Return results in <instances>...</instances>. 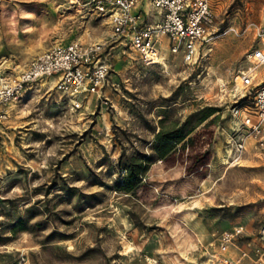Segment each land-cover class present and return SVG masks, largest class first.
<instances>
[{"label": "rangeland", "instance_id": "374dc122", "mask_svg": "<svg viewBox=\"0 0 264 264\" xmlns=\"http://www.w3.org/2000/svg\"><path fill=\"white\" fill-rule=\"evenodd\" d=\"M210 3L214 25L199 60L185 63L164 39L162 62L146 67L90 0H0V75L73 41L104 43L111 65L100 96L78 111L55 77L0 105L8 112L0 121V264H213V254L236 260L259 244L264 154L251 143L239 163L225 154L235 78L261 41L264 0ZM190 127L166 157L154 154L160 131ZM150 155L127 191L126 167ZM21 219L24 229L15 227ZM237 227L242 234L219 252V234Z\"/></svg>", "mask_w": 264, "mask_h": 264}, {"label": "built area", "instance_id": "2783aa9c", "mask_svg": "<svg viewBox=\"0 0 264 264\" xmlns=\"http://www.w3.org/2000/svg\"><path fill=\"white\" fill-rule=\"evenodd\" d=\"M158 20L150 22L142 8L144 0H90L98 14L108 20L114 35L123 39L136 53L137 60L146 67L162 62L164 39L173 55H179L187 64L195 63L205 53L206 43L214 25L210 0H146ZM260 43L249 54L251 66L235 78L241 89L236 93L230 111L234 127L226 161L239 163L251 143L264 154V75L258 70L264 66V28ZM104 43L73 41L55 45L30 60L24 69L12 75H0V105L21 101L29 85L44 77H55L58 90L67 99L71 110L84 107L89 96H100L111 70L104 55ZM253 70H256L255 72ZM8 112L0 110V121ZM242 228L221 232L218 236L219 252L228 251ZM261 241L251 250H240L236 260L213 254V264H264V230Z\"/></svg>", "mask_w": 264, "mask_h": 264}, {"label": "trees", "instance_id": "16d2710c", "mask_svg": "<svg viewBox=\"0 0 264 264\" xmlns=\"http://www.w3.org/2000/svg\"><path fill=\"white\" fill-rule=\"evenodd\" d=\"M213 113V112H212ZM212 113H208V116ZM195 127H190L185 133H183L181 130L178 131V134L175 136L170 135L164 131H160L157 135V138L155 142L152 144V148L154 151V154L158 158H164L166 157L173 149V144L179 143L183 141L193 130ZM153 155H150L146 158V160H143L139 163L138 160L132 159L129 163V165L126 167L127 169V176L125 178V184L123 185L124 188L127 191H132L136 188L140 174L147 169L149 161L152 159ZM147 164L145 167H143V164ZM15 227H19L20 229H24V220L21 219L17 222Z\"/></svg>", "mask_w": 264, "mask_h": 264}, {"label": "crops", "instance_id": "0c3cea01", "mask_svg": "<svg viewBox=\"0 0 264 264\" xmlns=\"http://www.w3.org/2000/svg\"><path fill=\"white\" fill-rule=\"evenodd\" d=\"M142 8L146 11L147 13V19L150 22L156 21L158 20V16L155 15V11L152 9V7L149 5V3L144 0L143 4H142ZM54 79H52L51 81H53ZM55 84V83H54ZM221 148L218 149V151L220 152Z\"/></svg>", "mask_w": 264, "mask_h": 264}, {"label": "bare ground", "instance_id": "6f19581e", "mask_svg": "<svg viewBox=\"0 0 264 264\" xmlns=\"http://www.w3.org/2000/svg\"><path fill=\"white\" fill-rule=\"evenodd\" d=\"M258 70V69H257ZM254 72L256 71V70H253ZM55 80V79H54ZM55 82H57L56 80H55ZM240 89H241V86H240ZM225 163H227V162H225Z\"/></svg>", "mask_w": 264, "mask_h": 264}]
</instances>
